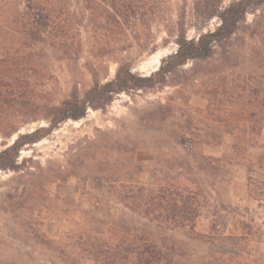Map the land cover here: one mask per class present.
I'll return each instance as SVG.
<instances>
[{
    "label": "rangeland",
    "instance_id": "374dc122",
    "mask_svg": "<svg viewBox=\"0 0 264 264\" xmlns=\"http://www.w3.org/2000/svg\"><path fill=\"white\" fill-rule=\"evenodd\" d=\"M157 1L158 6L147 8L151 2L147 0L140 13L145 16L138 22L129 13L127 25L120 28V0H50L47 4L59 11L56 24L64 26L66 32L58 34L50 24L41 35L26 0H0V100L20 97L21 101L56 105L75 87L80 93L89 89L94 78L100 82L112 79L119 61L131 64L137 73L149 74L158 68L162 57L175 51L173 28L179 14H184L188 39H196L217 25L215 18L199 25L195 0ZM229 1L223 0V5ZM256 18L264 19V7L247 13L244 25L229 41L227 58L216 48L210 59L189 62L168 76L161 90L122 94L103 111L88 110L78 122H64L38 143L23 147L18 162L27 160L42 167L47 163L64 164L69 148L78 141L94 139L96 130L112 131L133 122L137 112L157 103L169 102L176 108L169 124L183 125L188 118L189 131L197 136L205 131L235 134L246 129L243 122L235 120L247 116L248 89L264 84L263 41L261 36H248ZM144 19H151L149 26L144 25ZM6 84L18 88L12 91ZM219 97L224 100L222 105L217 104ZM26 113L22 115L21 107L0 109V120L13 122L20 132L47 125L41 112L31 108ZM218 115L224 118L222 123L214 121ZM3 132L0 129V150L11 139L3 138ZM188 140L182 145L171 141L164 144L167 168L157 167L162 172L156 174L170 184L197 187L194 231L202 237L189 238L185 230L167 226L165 232L175 242V259L179 264H207L226 250L233 254L222 258L232 264H264V170L256 162L264 156V149L250 152L255 164L248 172L241 159L231 165L224 161L210 163L223 153L230 154L229 139L219 149H202L191 138ZM258 140L264 146V130ZM154 158L150 154V163L145 166L159 162ZM12 176L11 172L0 171V264H68L67 259L72 264H99L78 253L71 240L88 234L90 226L89 219L79 211L86 206L75 193V181L49 183L45 186L47 193L35 192L20 201L28 208L26 212L11 213L14 203L9 196L15 188L20 193L25 180L11 181ZM128 205L127 201H116L111 216L98 215L106 223L100 229L113 245L130 246L134 239L132 231L130 237L121 232L114 237L107 235L110 222L141 229L144 234L157 230L158 223L136 216L127 210Z\"/></svg>",
    "mask_w": 264,
    "mask_h": 264
},
{
    "label": "trees",
    "instance_id": "16d2710c",
    "mask_svg": "<svg viewBox=\"0 0 264 264\" xmlns=\"http://www.w3.org/2000/svg\"><path fill=\"white\" fill-rule=\"evenodd\" d=\"M48 1L50 0H26L27 9L32 11L34 23L38 26L37 32L43 35L50 28V24H53L56 27L54 30L64 35L65 27L56 24L60 17L59 11L54 9L52 4H47ZM146 2L147 0H120L117 10L121 18L118 22L120 28L127 25L129 13L135 15L133 18H137L136 22L140 21L145 16V13L141 15L140 13L144 11ZM92 3L93 7L97 6L94 1ZM158 4L159 1L151 0L147 8L156 7ZM262 7L264 0H230L226 5H223V0H195L193 8L200 21L199 25L203 26L205 22L214 18L218 21L217 25L213 29L204 30L196 39H188L185 36L184 14H179L173 28L176 49L161 58L155 71L140 74L132 69L131 64L119 61L112 79L100 82L94 78L95 81L89 89L80 93L75 87L69 96L58 101L56 105L21 101L20 97L0 100V109L21 107L22 115L26 116L28 114L26 112L34 108L41 112V119L47 122L46 126H38L33 132L23 131L24 133L19 134L10 145L13 136L22 130H15V125L11 121L0 120V129L5 130L2 133L3 138L11 137L10 146L4 144L5 148L0 150V171L13 173L11 181L25 178L22 191L18 193V189L15 188L14 193L9 196L14 203L11 205V213L20 210L26 212L28 208L22 207L20 201L35 192L47 193L45 190L47 184L74 180L75 193L86 206L79 211L89 219L87 224H90L87 227L88 234L71 237L78 253L86 254L92 262L99 264H179L174 256L175 242L165 230H168L167 226H173L185 230L184 234L189 238L202 237L194 231L195 220L198 217L197 187L191 189L157 178L156 174L162 172L157 171V167L167 168L168 163L163 160L162 148L167 141L182 145L191 138L192 143L201 146L202 149H219L225 145L226 139H229L232 142L230 154L223 153L220 157L212 158L210 163L219 164L220 161H224L223 163L231 165L235 164L237 159H241L242 164L250 172V168L255 164L250 152L264 149L258 140L264 130V84L248 89L247 116L235 120L243 122L246 129L235 134L228 131H205L197 136L189 131L188 118L183 120V125L169 124L176 108L166 102L137 112L133 122L122 124L115 130H96L94 139L85 138L69 148L64 164L47 163L46 167H42L39 163L27 160L18 162L19 152L23 147L46 138L60 124L83 119L88 110H105L117 96L129 95L136 91L163 89L168 76L189 62L194 64L210 59L216 48H219L223 57L227 58L230 53L229 41L244 25L247 13ZM146 11L148 9H145ZM150 20L142 21L144 25H148ZM144 28L149 29L147 26ZM248 36H261L264 55V19L253 20ZM91 73L95 77L93 70ZM5 86L12 91L18 88L12 84ZM223 101L222 97H219L217 104L222 105ZM214 121L222 123L224 118L218 115ZM150 154L155 156L154 159H159V162H151L152 166H145V163L150 161L148 160ZM256 162L264 170V156L261 155ZM215 170L218 172V168ZM116 201H127L129 203L126 206L127 210L136 216L146 218L151 223H158L157 230L154 229L153 234H144L141 229L131 230L128 226L123 227L110 222L107 235L114 237L116 232H121L129 236L132 231L134 239L130 246L110 243L109 237L100 229L106 223L99 220L98 215L111 216L114 209L112 204ZM97 235L106 237V240L98 238ZM208 238L213 240V237ZM230 254L233 253L223 250L218 258H211L207 264H232L222 258ZM67 262L72 264L68 259Z\"/></svg>",
    "mask_w": 264,
    "mask_h": 264
},
{
    "label": "water",
    "instance_id": "95a60500",
    "mask_svg": "<svg viewBox=\"0 0 264 264\" xmlns=\"http://www.w3.org/2000/svg\"><path fill=\"white\" fill-rule=\"evenodd\" d=\"M158 67H159V65H158ZM39 127H42V126H39ZM34 131V129L32 128V129H30L29 131H27L28 133H30V132H33ZM24 132H17V134H16V137H15V139L17 138V136L19 135V134H23ZM14 139V140H15ZM14 140L12 141V143L10 144V145H12L13 144V142H14ZM10 145H8V146H10ZM8 146H6V147H8Z\"/></svg>",
    "mask_w": 264,
    "mask_h": 264
},
{
    "label": "bare ground",
    "instance_id": "6f19581e",
    "mask_svg": "<svg viewBox=\"0 0 264 264\" xmlns=\"http://www.w3.org/2000/svg\"><path fill=\"white\" fill-rule=\"evenodd\" d=\"M157 64H159V61H158V63H157ZM15 137H16V136H14V137H13L12 141L15 139Z\"/></svg>",
    "mask_w": 264,
    "mask_h": 264
}]
</instances>
